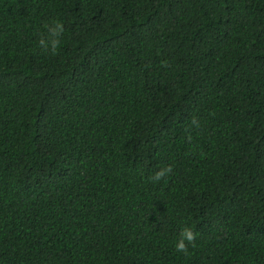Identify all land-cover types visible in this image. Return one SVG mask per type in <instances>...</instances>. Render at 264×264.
Here are the masks:
<instances>
[{
    "label": "trees",
    "instance_id": "16d2710c",
    "mask_svg": "<svg viewBox=\"0 0 264 264\" xmlns=\"http://www.w3.org/2000/svg\"><path fill=\"white\" fill-rule=\"evenodd\" d=\"M0 264H264V0H0Z\"/></svg>",
    "mask_w": 264,
    "mask_h": 264
},
{
    "label": "clouds",
    "instance_id": "9594fccd",
    "mask_svg": "<svg viewBox=\"0 0 264 264\" xmlns=\"http://www.w3.org/2000/svg\"><path fill=\"white\" fill-rule=\"evenodd\" d=\"M47 35L42 37L39 41V46L44 49L46 52H50L55 55L58 48L61 45V38L63 34V25L60 21H52L50 24L45 25ZM166 171L162 170L155 174L154 179L159 180L162 176L165 175ZM195 239L193 232L190 229H184L181 233L180 239L177 241L175 247L177 251L184 252L186 251V243H191Z\"/></svg>",
    "mask_w": 264,
    "mask_h": 264
}]
</instances>
